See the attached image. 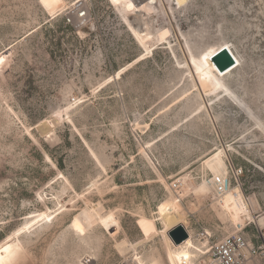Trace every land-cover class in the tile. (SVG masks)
Wrapping results in <instances>:
<instances>
[{
  "label": "rangeland",
  "instance_id": "rangeland-1",
  "mask_svg": "<svg viewBox=\"0 0 264 264\" xmlns=\"http://www.w3.org/2000/svg\"><path fill=\"white\" fill-rule=\"evenodd\" d=\"M65 1L51 15L41 0H0V264H171L172 195L194 233L183 264L203 233L196 264L212 243L263 228L264 0H84L80 29L66 19L77 0ZM225 47L240 61L229 74L212 61ZM205 67L222 93L203 91ZM218 154L251 213L245 229L204 185Z\"/></svg>",
  "mask_w": 264,
  "mask_h": 264
},
{
  "label": "bare ground",
  "instance_id": "bare-ground-1",
  "mask_svg": "<svg viewBox=\"0 0 264 264\" xmlns=\"http://www.w3.org/2000/svg\"><path fill=\"white\" fill-rule=\"evenodd\" d=\"M83 1L84 0H77L74 4H82ZM41 5L51 15L63 14L70 8L69 3H67L65 0H41ZM230 52L232 53V51ZM232 55L235 58L236 66H234L232 69H230L229 71L223 74H229L231 71L239 68L240 66L239 59L233 53ZM0 61H2L0 65H3L5 62V57L3 55H0ZM198 73H199L198 75H199L200 85L203 91H205V93L209 95H216L224 91L223 87L220 84L221 82L220 79L213 72H211L209 68H206V67L200 68ZM137 127L138 129L144 132L145 130L148 129L149 125L147 123L137 121ZM219 156L220 155L218 154L217 156L210 159L206 163V169L207 171L210 170V172H212L213 179L212 180L210 179L209 181L206 180L204 185L205 187L213 190L212 196L218 199L222 203L224 214L230 220L232 225L235 226L237 230L245 229L252 222L251 213L249 211L246 201L244 200L243 195L240 193V190L237 187L231 188L229 186L230 184L226 186V182H227L226 180L228 176L220 164V161L218 159ZM187 178L188 176H184L179 179L182 185L187 182ZM211 184H213L214 187ZM177 197L178 196L172 195L170 198H168L163 203L161 207V210H163L161 212V218L164 224V231L162 233L165 235V238L167 240V248H168L167 252H168V256H169V260L171 264H183L187 260V257L183 250L184 246L187 243L179 246L175 244L174 241L170 237V232L174 230L175 228H177L178 227L177 225L183 223L184 216H185L184 212L178 208L179 200ZM103 210L104 208L101 204L96 205L94 207V210H90L88 208L85 209L77 217V219L82 224V228H80V231L81 229H83V231H86L90 229L91 227H93L97 223L96 217L100 216ZM205 210L206 211L209 210L208 205ZM259 225L260 227L263 226L264 228L263 219L260 220ZM179 226H183V225H179ZM74 227L77 229L79 228L76 223H74ZM187 229H188V235L191 238L190 241H192L194 239V236H193L194 233L189 228ZM241 232H244V231H241ZM237 233H240V232H236L233 234H237ZM233 234H229V235H233ZM210 236H211L210 233L208 234L204 233V236L202 237L203 241L201 240L200 247L193 254L192 260L190 261L189 264H196L195 261L197 259L202 258V255H204V250H206L210 245ZM190 241H188V243ZM92 260H94L93 257H92Z\"/></svg>",
  "mask_w": 264,
  "mask_h": 264
},
{
  "label": "built area",
  "instance_id": "built-area-1",
  "mask_svg": "<svg viewBox=\"0 0 264 264\" xmlns=\"http://www.w3.org/2000/svg\"><path fill=\"white\" fill-rule=\"evenodd\" d=\"M157 2L161 3L162 0ZM66 19L72 28L80 29L90 17L84 4H75ZM200 236L203 237L204 233ZM209 257V264H264V228H256L253 236L240 232L224 237L212 244ZM87 264H91V261Z\"/></svg>",
  "mask_w": 264,
  "mask_h": 264
},
{
  "label": "water",
  "instance_id": "water-1",
  "mask_svg": "<svg viewBox=\"0 0 264 264\" xmlns=\"http://www.w3.org/2000/svg\"><path fill=\"white\" fill-rule=\"evenodd\" d=\"M212 59L218 70L222 73L229 71L236 64L235 58L228 48L220 50ZM170 237L175 244L179 245L186 241L189 235L183 226H178L170 232Z\"/></svg>",
  "mask_w": 264,
  "mask_h": 264
},
{
  "label": "snow or ice",
  "instance_id": "snow-or-ice-1",
  "mask_svg": "<svg viewBox=\"0 0 264 264\" xmlns=\"http://www.w3.org/2000/svg\"><path fill=\"white\" fill-rule=\"evenodd\" d=\"M114 2H118V0H114ZM129 7H131V5H129ZM0 63H2V61H0ZM81 231H83V229H81Z\"/></svg>",
  "mask_w": 264,
  "mask_h": 264
}]
</instances>
